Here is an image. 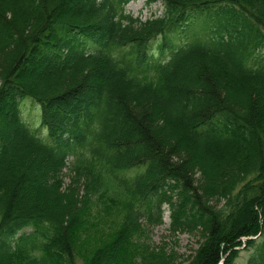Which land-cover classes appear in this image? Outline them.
<instances>
[{
    "label": "trees",
    "instance_id": "16d2710c",
    "mask_svg": "<svg viewBox=\"0 0 264 264\" xmlns=\"http://www.w3.org/2000/svg\"><path fill=\"white\" fill-rule=\"evenodd\" d=\"M129 1L0 0V264H180L135 242L164 210L186 264H264V0Z\"/></svg>",
    "mask_w": 264,
    "mask_h": 264
},
{
    "label": "rangeland",
    "instance_id": "374dc122",
    "mask_svg": "<svg viewBox=\"0 0 264 264\" xmlns=\"http://www.w3.org/2000/svg\"><path fill=\"white\" fill-rule=\"evenodd\" d=\"M125 10L134 17H137L140 20H145L147 18L160 16L163 8L160 2L157 1L148 2V0H131L125 5ZM199 21H201L200 17L193 19V29H198ZM209 21L210 20H208L207 23ZM172 37H174L176 40H179L180 37L184 39L183 35L179 36V34H172ZM157 42L155 41V43ZM149 51L155 57L158 55V50L157 48H154V46ZM167 54L168 51L165 52V55ZM26 100L28 99L24 98L20 103V111L22 113V116L32 128H36L39 130V107L36 106V104L34 105L32 101ZM40 135H43L42 130L40 131ZM64 172L65 173L62 180L63 186L69 184L70 182L68 177L69 172L67 171V168L64 169ZM162 207H164V205ZM95 216H97V218L96 228L93 229L96 233L94 235H97L99 238L104 239L107 234L117 229V227L122 223L125 215L123 210L109 206L107 209L99 211V214L97 213ZM140 222L141 226L136 234L137 237L135 242L140 244L148 243L149 245L156 247L159 251L165 253L166 256H169L172 260H175L180 264H186L189 257L193 254L194 250L198 246V236L196 235V233L170 232L167 210H164L162 223L160 224L148 223L143 218L140 219ZM245 240L246 239H242V243L239 246L238 256L235 260L236 264H246V260L252 253L251 248H244Z\"/></svg>",
    "mask_w": 264,
    "mask_h": 264
}]
</instances>
